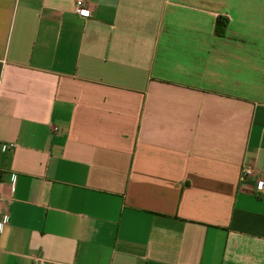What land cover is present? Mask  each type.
I'll return each mask as SVG.
<instances>
[{
	"label": "crops",
	"instance_id": "0c3cea01",
	"mask_svg": "<svg viewBox=\"0 0 264 264\" xmlns=\"http://www.w3.org/2000/svg\"><path fill=\"white\" fill-rule=\"evenodd\" d=\"M84 2L0 0V264H264V0Z\"/></svg>",
	"mask_w": 264,
	"mask_h": 264
},
{
	"label": "built area",
	"instance_id": "2783aa9c",
	"mask_svg": "<svg viewBox=\"0 0 264 264\" xmlns=\"http://www.w3.org/2000/svg\"><path fill=\"white\" fill-rule=\"evenodd\" d=\"M76 13L80 17L87 18L90 16V11L86 7V4L84 0H76V8H75ZM254 174L253 168L250 165H244L241 170V179L244 180ZM259 192L264 190V181H258V189ZM2 202V195L0 192V203ZM4 225V222H0V231ZM43 264V263H40Z\"/></svg>",
	"mask_w": 264,
	"mask_h": 264
},
{
	"label": "trees",
	"instance_id": "16d2710c",
	"mask_svg": "<svg viewBox=\"0 0 264 264\" xmlns=\"http://www.w3.org/2000/svg\"><path fill=\"white\" fill-rule=\"evenodd\" d=\"M217 31L218 33H222V28H220V21L218 20V27H217Z\"/></svg>",
	"mask_w": 264,
	"mask_h": 264
}]
</instances>
